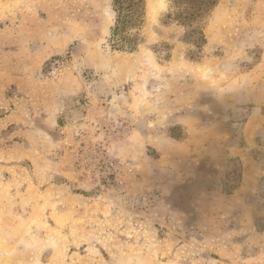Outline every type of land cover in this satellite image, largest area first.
Segmentation results:
<instances>
[{
	"label": "rangeland",
	"instance_id": "374dc122",
	"mask_svg": "<svg viewBox=\"0 0 264 264\" xmlns=\"http://www.w3.org/2000/svg\"><path fill=\"white\" fill-rule=\"evenodd\" d=\"M170 12L0 0V264H264V0Z\"/></svg>",
	"mask_w": 264,
	"mask_h": 264
},
{
	"label": "trees",
	"instance_id": "16d2710c",
	"mask_svg": "<svg viewBox=\"0 0 264 264\" xmlns=\"http://www.w3.org/2000/svg\"><path fill=\"white\" fill-rule=\"evenodd\" d=\"M116 12L115 22L111 28L112 36L119 33L127 26L135 25L141 21L143 14L144 0H111ZM219 0H169V7L172 12L167 16L174 18L180 24L188 28L186 38L192 37L196 44L206 42L202 29L195 26ZM134 40V39H133ZM189 40V39H187ZM192 41V40H191ZM129 43H132L129 42ZM135 49L133 43L130 51Z\"/></svg>",
	"mask_w": 264,
	"mask_h": 264
},
{
	"label": "bare ground",
	"instance_id": "6f19581e",
	"mask_svg": "<svg viewBox=\"0 0 264 264\" xmlns=\"http://www.w3.org/2000/svg\"><path fill=\"white\" fill-rule=\"evenodd\" d=\"M157 8H159V7H156V6H154V5H152V6L150 7V9H149V14H150V16H151L152 18L155 16V13H156Z\"/></svg>",
	"mask_w": 264,
	"mask_h": 264
}]
</instances>
